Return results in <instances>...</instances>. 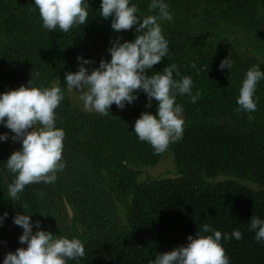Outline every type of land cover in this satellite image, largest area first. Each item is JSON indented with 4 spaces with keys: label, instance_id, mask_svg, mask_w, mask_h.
<instances>
[{
    "label": "trees",
    "instance_id": "1",
    "mask_svg": "<svg viewBox=\"0 0 264 264\" xmlns=\"http://www.w3.org/2000/svg\"><path fill=\"white\" fill-rule=\"evenodd\" d=\"M133 2L142 18L158 13V9L149 10L151 0ZM166 3L173 19L159 22L169 41V53L147 74L176 64L181 74L175 76L174 72L177 80L191 76L192 90L207 85L215 94L198 103L177 95L185 109V125L183 139L175 143V152L178 155L187 152L210 165L249 177L260 189L236 179L210 182L193 173L144 180L132 192L127 223L121 228L114 226L108 196L102 193L105 179H101L103 169L110 165L103 166L104 159L97 153L101 150L123 153L137 147L146 150L145 146L134 144L133 138L137 136L134 124L145 111L155 114L157 102L153 98L151 108H146L147 96L139 92L133 104L123 110L113 104L111 112L101 116L73 108L65 87L61 86L65 97L56 113L57 126L66 133L62 153L66 167L57 173L55 183L29 184L16 199L17 215H32L33 222L42 221V229L85 242L84 257L69 260L68 264H151L157 254L186 245L187 237L195 236L204 224L222 234L231 235L234 229L243 233L240 240L234 237L222 240L230 264H264V242H257L255 233L249 230L253 215L264 219V132L249 130L221 113H199L205 104L225 106L222 103L226 99L238 97L246 75V69H241L242 56L237 49L228 58L231 69L224 68L223 73L213 70L214 66L220 68L224 60L223 49L217 43L225 38L236 43L240 36L264 39V0H166ZM100 4L101 0H88L89 17L85 25L74 26L67 33L59 29L61 39L72 42V51L65 47L52 55L43 53L48 50L44 44L50 46L51 41L46 40L43 31L46 29L41 17L37 18L35 7L25 0H0V93L27 85L33 73H38L33 77L35 85L50 87L56 77L78 70L81 63L78 56L94 61L85 65L92 69L99 66L101 59H111L108 49L114 40L120 37L134 40L135 27L114 31L111 18L106 20L99 15ZM11 41L14 46L8 45ZM210 55L218 59V64H211ZM258 89L256 96L262 98ZM225 108L229 109L227 104ZM0 133L9 134L7 141H0V165L11 184L16 175L7 168V159L22 145L12 141L14 133L3 125ZM63 197L75 208L74 220L83 224L84 232H78L67 222ZM5 212L8 216L0 225V245L8 229L10 232L4 256L26 245L19 242L23 229L14 223L13 198L0 173V216Z\"/></svg>",
    "mask_w": 264,
    "mask_h": 264
},
{
    "label": "clouds",
    "instance_id": "2",
    "mask_svg": "<svg viewBox=\"0 0 264 264\" xmlns=\"http://www.w3.org/2000/svg\"><path fill=\"white\" fill-rule=\"evenodd\" d=\"M34 4L33 10H39L43 27L49 31L58 27L67 33L74 26L88 22V0H34ZM169 7L166 0H151L149 10L158 9V13L142 18L133 0H101L99 15L106 20L111 18L114 31L122 32L135 27L137 35L131 41L122 37L114 40L108 49L111 59H101L98 67H85L94 61L78 56L77 60L81 61L78 70L66 72L64 81L67 90L78 93L85 111L101 116H107L113 104L121 110L133 104L139 92L147 96L146 108H151L154 98L156 113H141L133 131L157 154L166 152L170 144L183 139L184 108L177 103V95H189L192 103H196L201 96L199 91L192 94L191 76H183L179 80L174 77V72L175 76L181 75L176 64L147 74L169 53V41L159 22L173 19ZM219 67L221 70L231 69L228 57ZM34 75L38 73L32 74L27 85L0 93V125L14 133L11 136L13 142L22 145L7 159V168L16 175L15 182L9 185V192L17 199L29 184L55 183L57 173L66 167L62 157L66 133L57 126L56 113L65 97V90L60 83L50 87L37 86L33 82ZM260 81H264V71H261L260 65H254L246 72L239 89L236 111L249 114V119L253 118L251 113L257 110L259 98L256 91ZM8 139V133H0V141ZM7 216V212L0 216V225ZM31 216L21 213L13 218L14 223L23 229L19 242L26 247L8 252L2 264H68L69 260L84 257V241L44 230L42 221L33 222ZM249 225L256 241L264 242V219L253 215ZM233 237L240 240L243 233L234 229L231 235L222 234L220 230L204 224L195 236L187 237L186 245L157 254L151 264H230L222 240Z\"/></svg>",
    "mask_w": 264,
    "mask_h": 264
},
{
    "label": "rangeland",
    "instance_id": "3",
    "mask_svg": "<svg viewBox=\"0 0 264 264\" xmlns=\"http://www.w3.org/2000/svg\"><path fill=\"white\" fill-rule=\"evenodd\" d=\"M25 1L31 3L35 7L34 0ZM35 11L38 16L37 18L40 19L39 10L37 9ZM43 31L46 36V40L51 41L50 46L44 44V47L48 48V50L45 49L43 53H51L54 55L62 52L65 47H67V50L72 51V42H70V40L69 42H65V40L61 39V35H58V33H60L58 27L54 31H49L47 29ZM241 37L243 36H240L238 38L239 41L236 43H234L231 39L226 38L217 43V45L220 46L219 49H223L222 58H229L230 54L238 49L240 56H242V70L245 68L247 72L252 66L260 65L261 71H264V39L257 37H247L241 39ZM14 44L15 42L12 41L8 43V45L11 46H14ZM210 61L213 66L215 63L218 64V59L212 57V55H210ZM212 69L223 73V69L221 70L216 66L212 67ZM64 81L65 75L56 77L53 81V84L60 83L61 86L65 87L67 91L66 95L70 99L73 108L87 112L83 109L82 101L78 99V93L67 90ZM208 87L209 86L207 85H198L192 90L193 95L197 91L201 93V96L196 103L208 95L214 94L210 89H208ZM258 87H260L262 91L258 89ZM258 87L257 89L260 90L263 96L262 98H259L255 113H251V116L253 117L252 119H249V114L243 112L238 113L236 111V109L239 107L237 104V97L226 99L222 103L225 104V106L227 104L229 109H226L225 106H206L205 104L203 108L199 109V113H221L232 121H238L241 123V125L245 126L249 130H259L264 132V82L260 81ZM223 95H227V91H223ZM183 98L188 99L187 101L191 100L189 95H184ZM181 99L177 97V103L181 104ZM198 106H201V104H198ZM183 115L185 118V109ZM133 139L134 144L136 143L137 145L145 146L146 150L139 149L137 147L136 150H133L132 148L126 150L123 153L114 152L112 150H101L97 153L101 159H104L103 166L110 165L108 168L103 167V177L101 179L103 181L105 179V181L102 185V193L108 196L110 217L112 218L113 225L117 226L118 228L124 227V225L127 223L126 216L132 197V192L134 187L144 180L172 178L183 174L193 173L210 182H217L225 179H236L239 182L254 189H260L259 184L249 177H242L239 173L236 174L234 172H229L228 170L223 169L221 166L219 167V165H210L200 158L192 157L187 152L183 155H178L174 150L175 143L170 144L166 152L157 154L149 143L139 140L138 136H134ZM95 147L100 148V146ZM102 151L104 154H101ZM63 206L69 225H72L80 233L84 232L85 227L83 224L80 221L74 220L76 210L66 197H63Z\"/></svg>",
    "mask_w": 264,
    "mask_h": 264
},
{
    "label": "water",
    "instance_id": "4",
    "mask_svg": "<svg viewBox=\"0 0 264 264\" xmlns=\"http://www.w3.org/2000/svg\"><path fill=\"white\" fill-rule=\"evenodd\" d=\"M0 173L2 174V176L4 177L5 179V182L9 188V181H8V178L4 172V170L2 169L1 165H0ZM13 198V202H14V217L17 216V199L15 197H12ZM10 232V229L7 230L5 236L3 237L2 239V242H1V245H0V253H1V257L4 259V245L6 243V240H7V237H8V234Z\"/></svg>",
    "mask_w": 264,
    "mask_h": 264
}]
</instances>
